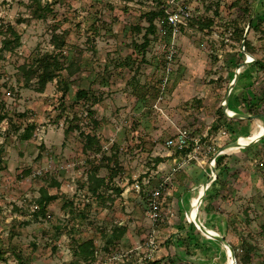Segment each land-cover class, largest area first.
Wrapping results in <instances>:
<instances>
[{"label": "rangeland", "instance_id": "1", "mask_svg": "<svg viewBox=\"0 0 264 264\" xmlns=\"http://www.w3.org/2000/svg\"><path fill=\"white\" fill-rule=\"evenodd\" d=\"M34 1L0 0V24L12 23L22 34L18 48L0 53V112L7 115L0 121V251L4 257L0 264H71L75 242L88 237L95 239L98 257H103L105 237L113 224L127 227L125 240L116 242L118 250L130 249L150 234L153 225L147 198L171 172L167 137L178 127L202 134L211 131L214 122L225 121L232 131L228 138L233 141L252 136L264 125V99L257 108L263 115L239 120L224 112L226 116L219 117L224 103L234 112L252 113L247 101L256 103L264 88V71L256 70L250 61L241 67L229 95L230 104L225 100L239 63L248 59V54L255 59L251 52H245L242 59V40L231 33L238 26L245 34L248 14L240 5L254 6L256 0H40L54 9L45 17L34 14ZM237 1L240 3L234 4ZM178 4L193 16L215 17L217 23L201 31L189 16L187 24L180 25L166 87L158 99L139 102L129 80L136 70L141 81L149 83L165 75L171 38H165L168 30L161 22L146 61L139 63L141 54L135 43L143 40L148 24L144 12L159 5L172 9ZM256 13L264 18V0L258 3ZM136 24L142 26L141 31L134 28ZM53 31L67 32L65 61L80 57L81 68L74 76L62 69L39 91L37 79L27 82L21 66L57 50L51 39ZM247 37L253 51L264 57V21L249 26ZM2 38L0 34V47ZM128 55L135 61L132 66L125 64ZM83 85H90L101 97L99 101L93 105L92 99L77 101L76 91ZM241 102H245L243 106ZM28 125L33 126L31 136L24 131ZM69 127L72 129L65 131ZM88 132L100 138V150L84 151ZM251 139L250 144L234 147L229 153L235 160L232 171L236 169L245 178L248 174L242 170L249 169L256 178L250 190L245 188L249 182L245 178L239 198H235L242 199L244 217L247 215L236 227L243 234L252 231L262 248L248 264H264V133ZM158 155L165 160L155 164ZM192 163L206 169L194 183L207 180L211 174L208 164L188 165ZM96 164L100 165L99 174L108 180L99 195L87 185ZM171 178L167 190L160 194L163 219L156 225L158 239H165L161 245L174 242V258L170 253L165 264H228L224 243L212 237L214 242H210L188 219L198 185L188 183L184 190H176L174 199V181L179 182L180 176L174 173ZM43 187L58 197L48 204L45 214L36 215ZM200 218L206 219L203 203ZM225 233L229 240L240 242L231 230ZM137 250L131 259H137ZM193 253L198 259L195 262H191ZM154 260L146 264H154Z\"/></svg>", "mask_w": 264, "mask_h": 264}, {"label": "trees", "instance_id": "2", "mask_svg": "<svg viewBox=\"0 0 264 264\" xmlns=\"http://www.w3.org/2000/svg\"><path fill=\"white\" fill-rule=\"evenodd\" d=\"M34 2H35L34 14L38 17H45L50 12L54 11L50 3L43 5L40 0H35ZM242 2L243 1H241V3ZM237 3L239 4L240 1H237L234 4L237 5ZM240 6L243 7L242 9L243 12L248 14V21H249L253 9V5L250 6L249 4L247 5L244 4ZM214 12L216 15H219L220 13L218 9H215ZM190 16L192 18L191 24H195L197 28L201 31L208 30L217 23L215 17L209 15L193 16L192 14H190ZM143 17L146 19L148 24L145 26V31L142 35L143 40L140 41L139 43L138 42L135 43L136 45L135 47H137L136 49L137 52L141 54L140 56L141 58L138 60L139 63L142 60L146 61L147 59L146 53L148 51V47L150 46V43L155 37V34H157L161 22L164 23V25H166L168 30L167 33L165 34L166 39L170 37V33H171V27L167 22V8L164 5H159L157 7L149 9L148 11H145ZM263 21L264 18L259 17V15L256 13L252 17V20L249 25L251 27L259 23L260 26V23ZM134 28H136L138 31L142 30V26L138 24L134 25ZM0 34L3 35L2 45L0 47V53H3L4 51L12 52L22 44V34L12 23H7L4 25L0 24ZM66 34H67L66 31H62V32L53 31L51 39L57 50L55 52H49V51L44 52L39 57H37L33 61V63L29 65L23 64L21 66V68L24 70V73L28 75L26 78L27 82H29L31 78L37 79V83H38L37 88L39 91H44L50 78L55 77V75L62 69H66V71L70 76H74V74L81 68V64L79 61L80 57H77L76 59H70L67 63L65 61L68 58V56L63 53L64 50L63 48L67 44ZM233 34H235L236 37L242 40L244 37L243 36L244 28L235 26L233 28L231 35ZM245 52H251L255 56V59L250 62V65L255 67L256 70H259V72L264 71V57L257 55L253 51L251 41L249 40L248 37L246 38L245 41V50L241 52L242 59L245 58L246 55ZM125 59H127L125 61V64H128L130 66H132V64L135 62L134 60H132L131 56L129 55L128 57H125ZM136 72L132 75L131 79L129 80V83L132 87V92L136 96L137 100L139 102H146L149 101L150 99H154V100L158 99L164 90L163 89L164 75L160 76L157 79V82L149 83L146 81H141V79L138 77ZM89 87L90 85L88 86L83 85L77 89L75 95L77 101L87 103L90 101L89 99H92L91 102L92 105L97 101H99L101 97H99V95L97 96L96 92H93ZM260 94L261 95L257 96L256 103L247 101L246 104L248 111L255 113L257 115H263L262 113L257 111L258 110L257 108L264 99V88H262ZM229 104H230V98H229ZM91 108H88V113L93 115L94 111ZM6 116L7 115L5 112L4 113L0 112V121L4 119ZM224 116H226V114L224 113L223 106L221 105L219 107V117H224ZM238 119L242 120L244 118H238ZM223 122L222 123L214 122L210 127L211 131H209V134H215L219 130L221 125H224ZM71 129L72 128L69 127L65 131H69ZM24 131L26 132L25 134L27 136H31L33 131V126L28 125ZM101 146H102L101 140L96 134H92L90 132L85 134V142L83 146L84 151H91V150L98 151L100 150ZM164 160L165 157L158 155L157 157H155V164H159ZM221 160H222V155H219L216 163V169L219 167ZM99 170H100L99 164L93 166V169L88 174V184H87L88 188L94 192H97L98 195L101 194L102 187H104L105 184H108L107 178L104 175H100ZM115 173L116 170L115 168H113L111 174L114 176ZM113 176L111 177L113 178ZM217 179L218 176L215 178L213 182H215ZM167 184L164 190H167L168 188ZM116 189L117 191L121 190L118 187H116ZM164 190H162V194L164 193ZM57 197H58L57 193H49L48 189L43 187L41 191V195L37 199L38 209H36L34 214L36 215L45 214L47 211L48 204ZM147 199H148L147 203L149 207L150 198L148 197ZM160 223H162L161 220ZM261 228L264 230V223L261 224ZM126 233H127V227L125 225H121V224L111 225L109 228V232L105 237V243L102 247L103 249L102 251L104 252V254H108L112 251L118 250L119 247H117L116 242L123 240L126 237ZM239 237L241 240L240 242H236V243L235 241L228 239L235 250L237 262L238 264L251 263L254 255L259 254V252L262 250L261 245L259 244L258 240H256V237L253 235L252 231H249L247 234H243L241 232ZM146 238L147 236L143 237L142 240H145ZM127 240L128 239H126V241ZM98 253H99V249L93 237L78 239L74 245V250H73L74 255L71 264H94L99 259L97 255ZM0 258L2 259L4 258L1 251H0ZM159 262L160 260H154V264H158Z\"/></svg>", "mask_w": 264, "mask_h": 264}, {"label": "built area", "instance_id": "3", "mask_svg": "<svg viewBox=\"0 0 264 264\" xmlns=\"http://www.w3.org/2000/svg\"><path fill=\"white\" fill-rule=\"evenodd\" d=\"M171 2H174V0H171ZM190 14V11L183 4H178L172 9H167V22L171 27V38L166 51L167 65L163 80V89L168 83L169 74L172 70V62L174 61V53L176 51L174 47V36L179 30L180 25L187 24V18ZM248 59L250 61L254 60L253 57L250 59L249 55ZM231 134L232 131L225 125H221L215 134H209V132L200 134L188 127H178L173 134L167 137L165 141L169 149L167 155L172 157L171 172L164 176L162 181L151 191L148 214L153 226L149 232L150 234L145 240L138 241L137 244L130 249L116 250L103 257H98V261L94 264H112L118 261H121V264H146L148 260H154L157 257V252L161 244V240H159L156 235V225L157 221L163 219L160 205V194L162 193V189H165L166 184L172 181L171 176L175 172L181 170L193 161L198 163L206 162L210 171H212V167L216 165L219 155L226 151L222 150L218 153V150L226 144V139L230 137ZM213 179H215V177ZM135 185L137 188L141 186L139 182H136ZM136 249H138L136 253L139 256L136 260H133L131 258Z\"/></svg>", "mask_w": 264, "mask_h": 264}, {"label": "crops", "instance_id": "4", "mask_svg": "<svg viewBox=\"0 0 264 264\" xmlns=\"http://www.w3.org/2000/svg\"><path fill=\"white\" fill-rule=\"evenodd\" d=\"M243 103L241 102L240 104L243 106ZM240 104L239 106H241ZM235 109H239V108H235ZM231 110L234 112L233 109ZM234 119H237V118L234 117ZM249 119H252V118H247V120ZM230 141H232V139H229V138L226 139V143ZM233 149L234 147L227 149L221 154L222 160H221L219 167L216 169L217 172L215 176V178L218 176V179L215 182H213L215 179L211 181L210 185L208 186L206 190L203 201H202L203 210L205 211V217H206L205 220H208L209 221L208 223L212 222V223H215L216 225L210 226L207 222L205 223L203 222V223L206 226L209 225L207 226L208 228L215 230L219 234L224 235V237H227L225 232L226 231L228 232L229 230H231L232 233H234V236H240L241 231L240 229H237L236 226L238 222L244 220V218H246L247 215L244 217V214L246 213H244L245 209L241 206L240 200L242 199H235V198H239V196L237 197V194L241 192L242 185L244 183L243 181L246 180L245 178L249 179V182L245 183L246 190L247 189L250 190L252 189L251 186H254L255 182L253 183L252 180L256 181V178L252 176V174H250L249 169H246L247 171H245V169L242 170L243 173L247 172L248 174V176H246L245 178L241 175L242 173L237 172L236 169L232 171L231 165L235 164V160L233 156L229 155V153H231ZM169 159L172 161V157ZM228 170L230 171L229 173H227ZM202 172L206 173V169H203V167L197 166L196 163H192L188 165L183 171L179 170L175 172V174H178L180 176V180L179 182L174 181V199L177 196L176 190H179V189L184 190V188H187L188 183L190 182L194 183L193 179L197 178L199 174H202ZM187 180H189V182H187ZM205 181L206 180H199L197 183H194V184L198 185L196 187H199ZM191 199H192V196H191ZM245 206L248 207V204H246ZM249 210L251 212V209ZM164 229L161 230V232L163 231L165 232ZM208 238H210L209 239L210 242L211 241L214 242V239L212 240L211 237H208ZM164 240L162 239L161 242ZM172 243L168 244L167 242L164 245L160 244V249L158 251V256L156 258H162L163 260H160L158 264H165V260L170 259V256H171L170 253L172 252H173L172 253L173 257L172 256L171 257L174 258V242ZM195 255L196 254L193 253V255L191 256L192 257L191 262H195L196 260H198V259H195L196 258Z\"/></svg>", "mask_w": 264, "mask_h": 264}, {"label": "water", "instance_id": "5", "mask_svg": "<svg viewBox=\"0 0 264 264\" xmlns=\"http://www.w3.org/2000/svg\"><path fill=\"white\" fill-rule=\"evenodd\" d=\"M260 2V0H256L255 1V4L253 6V9H252V12H251V16H250V19H249V23L251 22L252 20V17L254 16L255 14V11H256V8H257V5L258 3ZM250 25H248V28H249ZM248 28L244 34V37L242 39V48L245 49V41H246V37H247V34H248ZM249 55V54H248ZM250 62L249 59H245L244 61H241L239 63V66L237 67L236 69V73H235V77L233 79V81L231 82L230 86H229V90L227 92V95H226V102L228 101L229 99V95H230V92L236 82V80L238 79L239 77V74H240V71H241V67L243 65H245L246 63ZM223 110L224 112L229 115V116H232V117H240V118H254L257 116V114L255 113H246V112H243V111H237V112H233V113H230L228 111V104L227 103H224V106H223ZM261 136V135H260ZM254 139H252L250 142L248 143H241L239 141V139H236V140H233V141H230L226 144H224L219 150H218V153H220L222 150H227V149H230V148H233V147H238V146H244V145H248L250 144L251 142H253ZM216 165H214L212 167V171H211V174L209 175V178L204 182L202 183L201 185L203 186V191L199 193V204L202 203L203 201V198H204V195L206 193V190L208 188V186L210 185L212 179L215 177L216 175ZM200 209H199V206H198V209H197V213H196V219L194 221L195 225L208 237H212V238H215V239H218L219 241L223 242L225 246L229 247L230 251H231V255L233 257V264H237V261H236V256H235V250L233 248V246L231 245L230 241L224 237V235L222 234H219L218 232H213L211 231L201 220L200 218Z\"/></svg>", "mask_w": 264, "mask_h": 264}, {"label": "bare ground", "instance_id": "6", "mask_svg": "<svg viewBox=\"0 0 264 264\" xmlns=\"http://www.w3.org/2000/svg\"><path fill=\"white\" fill-rule=\"evenodd\" d=\"M249 58L251 59V56L249 55ZM228 111L230 112V113H233V111L229 108L228 109ZM264 133V125H261L260 126V128H258L253 134H252V136H250V137H241L240 139H239V141L241 142V143H248V142H250L252 139L251 138H256V137H260V135H262ZM200 191L202 192L203 191V186L202 185H200L199 186V192H198V195L197 196H195L194 198H193V201H192V208H191V210H190V212H189V215H188V217H189V219L191 220V221H195V219H196V213H197V209H198V206H199V209H200V206H201V204H199L198 202H199V193H200ZM210 229V228H209ZM211 231H213V232H216L215 230H212V229H210ZM227 247V246H226ZM227 250H228V264H233V257H232V255H231V251H230V249H229V247H227Z\"/></svg>", "mask_w": 264, "mask_h": 264}]
</instances>
